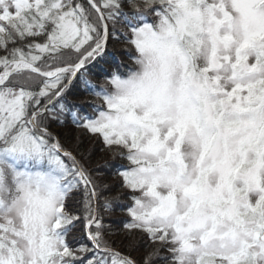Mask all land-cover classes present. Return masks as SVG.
I'll list each match as a JSON object with an SVG mask.
<instances>
[{
  "label": "snow or ice",
  "instance_id": "snow-or-ice-1",
  "mask_svg": "<svg viewBox=\"0 0 264 264\" xmlns=\"http://www.w3.org/2000/svg\"><path fill=\"white\" fill-rule=\"evenodd\" d=\"M0 264H264V0H0Z\"/></svg>",
  "mask_w": 264,
  "mask_h": 264
}]
</instances>
